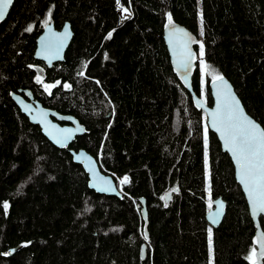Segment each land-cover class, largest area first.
<instances>
[{"label":"trees","instance_id":"16d2710c","mask_svg":"<svg viewBox=\"0 0 264 264\" xmlns=\"http://www.w3.org/2000/svg\"><path fill=\"white\" fill-rule=\"evenodd\" d=\"M169 14L191 37L193 91L211 105L209 81L226 76L264 128V0H15L0 22V264H209V228L212 264H251L260 252L233 164L171 63ZM45 21L73 30L51 66L33 57ZM19 89L74 115L84 133L53 145L12 100ZM79 148L117 186L129 178L121 198L88 188L69 152ZM218 196L227 206L212 227L205 214Z\"/></svg>","mask_w":264,"mask_h":264},{"label":"water","instance_id":"95a60500","mask_svg":"<svg viewBox=\"0 0 264 264\" xmlns=\"http://www.w3.org/2000/svg\"><path fill=\"white\" fill-rule=\"evenodd\" d=\"M14 1L15 0H12V4L8 6V10L5 13L4 19L8 15L9 10L11 6L13 5ZM1 21L2 20H0V22ZM175 27L181 29L178 26H175ZM66 28L69 34L67 35L66 38H64L62 48H60L58 51L55 48H52L51 50L46 51L45 44L49 41H55L56 38L59 36H63ZM171 31H172V28L171 26H168V23H167L164 26L162 37L168 49L173 68L176 70L184 86L191 92L194 105L203 110L205 114L207 128L216 134L217 139L220 143L222 152L227 153V155L229 156L233 164L234 177L236 181L238 182L244 194V198L246 200L250 218L253 222L254 227L256 228L255 239L260 245V249L258 248V251H260L261 243L262 241H264V236H263V232L261 229L259 218L260 216L264 218V213H260V212H256L255 214L253 213V209H252L251 201L249 200V197H248V193L245 190L243 184L240 182L238 168L233 158V155L225 147L224 139L222 138L221 133L217 131L216 128L212 124V116L210 114L213 111H215L218 107L219 100L217 97V91L218 89L222 87V84L220 81H217L214 79L209 81L208 87H209V92H210V96L212 99L211 105L207 104L203 97L197 95L193 91L191 87V77H190L191 70L190 72H187V77L185 79L184 69L180 68L177 64L180 54L177 52L176 39L181 41L187 38L183 37L180 34L170 37ZM72 37H73V30H72V27L69 21H65L60 28H55L53 22L47 23V25L43 27L42 31L36 38V44H35V49L33 52V57L37 60L44 61L48 66H51L55 62L63 61L66 49L68 48L72 40ZM192 39L194 41V37H192ZM190 46H191V42L189 41L188 49L190 48ZM192 55L195 57V53H192ZM222 77L224 78V81H226L227 84L230 86L232 94L235 95L236 99L240 102V107L243 109L245 115H247L250 119H252L261 128H263L260 125V123H258L253 117H251L246 112L242 104V101L240 100L238 94L236 93L232 83L226 78V76L222 75ZM24 95L27 96L28 99L25 98ZM24 95L22 94V90L19 89L17 92L11 93V98L15 102V104L18 106L22 114H24L32 124L38 125L42 134L56 147L58 148L68 147L77 135H82L84 133L85 126L82 123H80L79 120L74 115L69 114V113H61L55 110L54 108L41 104L40 101H38L37 99H34L33 96L28 94L27 91H24ZM41 114H44V115L42 116ZM53 126L55 129H70L71 130L70 138H68L63 144L57 143L56 139H54V137L57 136V133L53 130ZM77 129H82V130L78 131ZM69 152L72 155V160L76 163L81 164L84 171L86 172L87 177H88L87 185L89 189L94 190L95 192L99 194L113 195L119 198L123 196V192H121L118 189L113 176L101 170L98 160L92 154H90L83 148H79L77 150L69 149ZM105 181L110 182V185L105 184ZM109 187L112 190H101V189L109 188ZM169 197H170V193H168L165 196V200H168ZM210 201H211V207H209ZM217 202H220L223 204L222 212L218 216L216 215L217 207H218ZM139 206H140V214L143 220L144 232L146 233L149 221H148V211H147L146 202L144 198H141L139 202ZM226 206H227V202L221 196L210 199L208 201V210L205 214V218H206V221L209 223V225H211L212 227H217L221 223L223 216L225 214V211H226ZM145 248H146V245L143 244L141 246V251H140L142 258L145 257ZM10 250L11 252L13 251L12 249ZM256 254H257V261H259V257H260L259 253H256Z\"/></svg>","mask_w":264,"mask_h":264},{"label":"snow or ice","instance_id":"6c2138e0","mask_svg":"<svg viewBox=\"0 0 264 264\" xmlns=\"http://www.w3.org/2000/svg\"><path fill=\"white\" fill-rule=\"evenodd\" d=\"M117 3H119V0H117ZM10 4H12V0H0V20L4 19L5 13L7 12L8 6ZM123 11L125 13H128L129 16L131 15L127 8H124ZM127 18L128 17L126 16L125 19ZM47 23L48 21H45V25H47ZM168 26H171L172 28V31L170 32V37L180 34L183 37L187 38L179 41L181 52L180 57L177 61L178 66L184 69L186 79L188 69L191 66V59L194 58L192 57L191 52L188 50V43L189 41H191V37H189L188 33L184 32L182 29L176 28L173 25L171 14L168 15ZM26 31H32V27L29 26ZM68 34L69 33L66 28L63 36H59L56 38L55 41H49L45 44V50L49 51L52 48H55L58 51L60 48H62L64 38H66ZM111 35L112 33L110 32L108 34V38H110ZM200 49V55L201 57H203L204 45L202 43L200 44ZM105 59H107V56L105 57ZM201 65L202 70L207 67L204 64L203 59H201ZM78 75L83 76L84 72H80L78 73ZM213 79L220 81L222 87L217 91V97L219 100L218 107L215 111L210 114L212 116V124L216 128V130L221 133V136L224 139L225 147L233 155V158L238 168L240 182L243 184L245 190L248 193L253 213H264V128H261L252 119L245 115L243 109L240 107V102L236 99L235 95L232 94L230 86L227 84L226 81H224V78L222 76L215 75ZM36 80L37 83H41V76L38 75L36 77ZM59 83V81L56 82V84ZM56 84H45L44 88L46 91H50L51 88L56 87ZM64 87L70 88L71 85L65 84ZM41 115L43 116L44 114ZM53 130L57 133V136L54 137L57 143L63 144L68 138H70V129H55L53 126ZM77 130L79 131L82 129ZM206 134L207 129H205V135ZM205 163L207 167V161H205ZM128 182L129 178L127 176L123 177V179L120 181L121 184H126ZM105 184L110 185V182L105 181ZM101 190L112 189H110L109 187ZM172 191L176 192L178 191V189L173 188ZM161 199H164V197H161ZM217 205L218 207L216 215L218 216L222 212L223 204L217 202ZM2 206L6 212L9 207V204L7 201H4ZM209 207H211V201L209 203ZM145 239H147L146 233ZM208 239L209 251L211 254V228L208 229ZM8 254L9 253H4V255ZM259 256L264 257V241H262L261 243V250L259 252ZM248 259L251 261V264H257V254L255 252V249L252 250V253L248 257Z\"/></svg>","mask_w":264,"mask_h":264},{"label":"rangeland","instance_id":"374dc122","mask_svg":"<svg viewBox=\"0 0 264 264\" xmlns=\"http://www.w3.org/2000/svg\"><path fill=\"white\" fill-rule=\"evenodd\" d=\"M200 52H201V50H200ZM202 77H203V74H202ZM206 192L209 193L208 189L206 190ZM208 260H209V264H212V250H211V254L209 251Z\"/></svg>","mask_w":264,"mask_h":264},{"label":"flooded vegetation","instance_id":"af4514ba","mask_svg":"<svg viewBox=\"0 0 264 264\" xmlns=\"http://www.w3.org/2000/svg\"><path fill=\"white\" fill-rule=\"evenodd\" d=\"M23 95H24V94H23ZM24 97L28 99L27 96L24 95ZM257 264H264V257L262 258V262L259 260V261H257Z\"/></svg>","mask_w":264,"mask_h":264}]
</instances>
